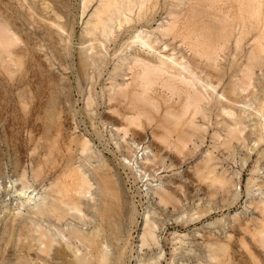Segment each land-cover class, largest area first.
<instances>
[{"label":"rangeland","instance_id":"obj_1","mask_svg":"<svg viewBox=\"0 0 264 264\" xmlns=\"http://www.w3.org/2000/svg\"><path fill=\"white\" fill-rule=\"evenodd\" d=\"M98 1L0 0V25L3 27L5 24L4 28L0 29V31L4 30L0 32V35H3L1 38L5 35V27L8 32L14 34L12 36L7 33L14 39L12 42L14 47L11 44L13 48L10 50L11 55L2 53L0 49V264H18V256L19 259L24 258L23 264L52 262L57 264L59 253L58 255L56 253L63 250L67 255L73 254V250L84 264L90 251L94 256H99L100 249H95L92 242L104 241L103 237L108 234L106 218L110 215L112 217L109 218L114 228L116 227L115 233L110 239L112 241L105 245L106 247L103 246L108 254L109 264H264V254L261 252L262 249L258 248L255 234V229L263 221V216H260L259 211L254 210L260 200L264 203V134L254 132L256 122L246 113L245 132L243 135L239 134L240 137L235 134L237 138L233 137L230 141L232 135L226 134L227 130H224V119L217 117L219 105L216 101L220 93H223L222 90L224 91L222 88H225L229 81L230 64L228 63L234 59V42L230 43V52L226 50L225 56L221 53L218 58L219 63L217 62L225 67L227 79L225 78L218 86L215 84L216 80L214 83L213 80H209L216 87L213 94L209 90L211 95H206L199 89L196 81L193 82L205 96V101L200 105L204 111L196 116L191 115L197 132L184 135L181 134L182 130L186 129L187 121L191 120L189 115L193 110L187 112L180 119L181 121L177 120L178 125L171 123L176 121L175 116L171 114H175L178 110L180 112L186 101L187 95H184V92L187 94L188 89L186 90L183 84L177 83V90L173 93L161 84L163 81L160 79V83L158 81L159 84L151 87L148 92L154 102L152 103L151 100V106L155 104L152 106L154 109L150 106L151 110L146 109V114L141 115L143 117L138 118L136 116L138 111L129 105L131 94L135 90L138 91V88L132 83L133 75H131L136 72V68L133 70L131 67L133 63L130 61V55L136 53L135 46L127 47V44L137 35H141L145 40L149 38L148 41L156 42L153 43L157 49L155 55L171 56L178 62H186V65L191 67L192 52L188 43V20H186L189 16L186 14L189 12L190 0H146L147 2L144 0L141 7L139 1L132 0L131 12L123 11L126 20L125 17L112 15L107 23V17L102 16L106 21L105 33L91 27L96 22L92 14L99 5L100 1ZM222 3L224 0H219L218 5L221 6ZM141 8L143 12L140 11ZM117 20L121 21L122 26H118ZM48 22L59 25L63 30L48 26ZM181 25L184 27L182 28ZM169 27L175 32L178 31L175 34L174 31L170 33L171 30L168 33L170 36L162 38L158 31ZM141 32L143 33L140 34ZM249 48L250 43L246 45L245 50L249 52ZM154 53L150 52L148 57H154ZM11 59L14 62H11ZM17 59L21 61L19 62L21 65L17 63ZM2 61L12 69L8 67V70L4 65L2 66ZM15 61L18 67L13 65ZM242 61L244 63L243 58ZM239 64L237 63L238 66ZM13 69L17 71H12ZM200 70H197L199 77L206 79L204 76L206 72L202 73ZM263 72H256L253 76L254 85L258 86L257 99L250 97L244 101L245 105L248 104L251 108H256L259 103L257 101L261 92L258 83L264 78ZM171 74L174 72L172 71ZM183 75L189 78L187 74ZM121 90L126 91L130 97L128 100L118 99L116 94L120 96ZM209 103H212V107ZM131 116L138 118L135 124H129L127 121ZM47 117L52 118V121L48 122ZM159 124L167 128H162ZM169 125L170 128L175 129L172 134L170 128L168 129ZM179 132L184 139H181ZM164 133H170L169 139L165 140ZM177 134L182 141L186 139V143L184 142L186 145L178 144L181 145V149L176 145ZM161 135L164 137H161L164 142L168 141L167 149L162 145L161 139H158ZM81 138L90 143L89 152L86 154H80L76 146V141ZM48 147H52L53 150L50 149L52 151L47 152L49 153L47 155L45 150L46 148L49 150ZM57 147L60 150H57ZM32 153L34 156L30 155ZM59 154L62 157L59 158ZM45 156L48 158L42 161ZM16 158H19L18 161L21 163L15 162ZM141 158H147L149 162L145 163ZM68 162H71L70 165ZM13 167L17 168V171ZM20 170L21 172L25 170V174L22 172L23 175ZM75 173L83 174L91 186L85 198L76 194V191L80 190L77 181L74 182L77 180ZM18 175L21 178L25 176V179L21 180ZM69 185L72 187L70 188ZM63 188L65 191L70 190L66 193ZM20 191L26 193V196L20 197L18 195ZM27 196L32 200L22 202V206H19L20 201H24ZM75 198L78 200L76 201ZM42 199L55 206L58 205L57 213L50 214L51 217L47 213L43 215L36 213ZM68 199L70 202H67ZM72 203L78 204L80 214L71 209ZM65 211L66 213L69 211V214L59 219L58 214L62 215ZM146 217L150 222L149 226L153 225L151 230L154 233L153 238L147 237L142 244L141 237ZM5 221L9 227L4 233L2 227ZM23 223L28 226L26 232L20 235L17 225ZM13 225L17 228L13 229ZM73 232H79L86 241L77 240L71 234ZM6 234L9 236L6 237ZM50 238L53 243L45 247L44 241ZM249 254H253V258L250 259ZM26 258L27 260L29 258V261Z\"/></svg>","mask_w":264,"mask_h":264},{"label":"bare ground","instance_id":"obj_2","mask_svg":"<svg viewBox=\"0 0 264 264\" xmlns=\"http://www.w3.org/2000/svg\"><path fill=\"white\" fill-rule=\"evenodd\" d=\"M24 1V0H23ZM100 1V2H99ZM99 5L98 7L95 9V11L93 12L92 14V18L94 17V20L96 21L95 24L91 27H93L94 29H100L102 33H105L107 31V27H106V21L103 20L102 16H106L107 18V23L108 21H110V17L112 15H118V16H122L123 18L125 17V14L123 11H126V12H131V1L132 0H99ZM137 2L139 1L140 3V7H141V3L144 1V0H136ZM146 1V0H145ZM21 2V1H20ZM91 2V1H90ZM133 2V1H132ZM135 2V1H134ZM136 2V3H137ZM147 2V1H146ZM154 2V1H153ZM191 4H190V7H189V12H187L188 14H186V12H184L187 15H189L187 17L186 20H188V25H187V29H188V38H189V45H190V49H191V52H192V58L190 59V63H191V67L187 66L186 65V62L183 63V62H178L175 58L171 57V56H157L155 55V51H157V49L154 47L153 41H148L150 40L149 38L147 40L144 39V37H141V35H137L135 38H133V40H131L128 44H127V47H132V46H135L134 50L136 53H132L131 56V59L130 61L133 63V66H131L134 70V68H136V72H133L131 75H133V78H132V83L135 84V86L138 88L136 91H134L132 95V97L130 98L128 96V94L126 93V89L123 91L121 90L119 95H117L118 99H122V100H128L129 98V105L131 107H133V109L135 108V111H138L136 112V116L139 118V116L141 115H145L147 110L146 109H149L151 110V107L155 104H153L151 106V100H152V103L153 102V99L149 97L148 95V92L150 90L151 87H154L157 86V84L160 83V79L161 81H163L161 84L166 87L168 89V91L170 90L171 92H175L177 90V83H180V84H183L184 86H186V90H187V94L186 92H184L183 94L184 95H187V97L185 98V103L183 104V108L181 109V111L179 112H176L175 114H171L173 116H175V122H171V123H175L177 122V120H180L182 117H184V115H186L187 112H189L190 110L192 111V113L189 115V118H191V120L187 121V125L185 126L186 129L185 130H182V133L181 134H194L195 132H197V127L194 125L192 119H194L192 116H196L197 114H199L200 112L204 111L202 110L201 108V103L203 101H205V96L202 94L201 90L206 93V95H211L209 93V90L212 92V94L216 91V87L214 84H211L210 81H212V83H214V81L216 82V86H218L219 84H221L225 78L227 77V74L224 70V66H221L219 65L218 63V58L220 56L221 53H223V55L225 56L226 53L225 51L227 50V52H230V43L233 41V45H234V51H233V54H234V59L231 63H228L230 64L229 66V73H230V77H229V81L227 83L226 86H224L225 88H222L224 89V91L222 90L223 93H220L217 101H216V104L218 103L219 105V109H218V113H217V117H222L225 121V128L224 130L226 129L227 130V133L226 134H231L232 135V138H230V141L233 139V137H236L235 134H238L237 136H239V134H242L245 132L246 130V126L244 125V121H245V114L247 113L248 116L252 117L253 120H255L256 122V125L254 126V132L256 134H264V78L263 80L258 83L259 84V87H260V92H261V95H260V99H258L259 102L257 107L256 108H251L250 106H248V104L245 105L244 101L248 100L250 97H256L259 92L257 90V85L255 86L254 85V82L253 81V76L256 75V72H263L264 71V0H224V3L221 4V6H219V0H190ZM23 3V2H22ZM138 3V4H139ZM41 4V3H40ZM149 4V3H148ZM32 5V4H31ZM35 5V4H34ZM83 5V4H82ZM21 6V4H20ZM85 6V5H83ZM189 6V5H188ZM34 7V6H33ZM21 8V7H20ZM143 8V7H142ZM142 8L140 11H142ZM153 8V7H152ZM36 9V7H35ZM40 9V8H39ZM140 9V8H139ZM188 9V8H187ZM26 10V9H25ZM85 10V8H84ZM138 10V9H137ZM136 10V11H137ZM28 11V10H27ZM34 11V10H33ZM133 11V10H132ZM153 11V10H152ZM26 12V11H25ZM31 12V11H30ZM139 12V11H138ZM143 12V11H142ZM145 12V11H144ZM27 13V12H26ZM25 13V14H26ZM128 13V14H129ZM140 13V12H139ZM139 13H136V14H139ZM146 13V12H145ZM141 14V13H140ZM179 14V13H178ZM5 15V14H4ZM30 15V14H29ZM35 15V14H34ZM146 15V14H145ZM174 14H172L173 16ZM28 16V15H27ZM32 16V15H31ZM138 16V15H137ZM143 16V15H141ZM44 17V16H43ZM148 17V16H147ZM169 17V16H168ZM178 17V15H177ZM21 18V17H20ZM34 18V17H33ZM57 18V17H56ZM91 18V17H90ZM142 18V17H141ZM9 19V18H8ZM23 19V17H22ZM30 19V17H29ZM125 20L127 19V17L124 18ZM136 19H139V18H136ZM144 19V18H142ZM47 20V19H46ZM58 20V19H57ZM116 20V19H115ZM133 20V19H132ZM175 20V19H174ZM178 20V18H177ZM124 21V20H123ZM185 21V20H184ZM176 22V21H175ZM179 22V21H178ZM45 23V22H44ZM47 23V22H46ZM49 23V22H48ZM117 23H118V26H122L121 25V21L120 20H117ZM186 23V22H185ZM15 24V23H14ZM18 24V23H17ZM178 24V23H177ZM181 24V23H180ZM5 25V24H4ZM4 25L3 27H1L2 25H0V29L1 28H4ZM7 25V24H6ZM42 25V24H41ZM45 25V24H44ZM48 26L50 27H55L56 29H59V30H63V28L61 29V27H59V25H54L52 23H49L47 24ZM87 25V24H86ZM90 25V24H88ZM15 26H18V25H15ZM28 26V25H27ZM40 26V25H39ZM169 26V24H168ZM182 26V25H181ZM186 26V25H185ZM87 27V26H86ZM89 27V26H88ZM118 27V29H119ZM184 26H182L183 28ZM38 28V27H37ZM43 28V27H42ZM176 28V27H175ZM6 29V32H5V36L1 38V36L3 35H0V49H1V52L2 53H6V55L10 54L11 55V51L13 48L11 47L14 43H12L14 41L13 39V35L12 33L8 32L7 31V27H5ZM11 30V28H9ZM39 29V28H38ZM179 29V28H178ZM89 30V29H88ZM172 30V31H171ZM177 30V29H176ZM1 31H4L3 29ZM0 31V32H1ZM38 31V30H37ZM157 31V29H156ZM171 31V32H170ZM174 30L172 29V27H169V28H164L162 29L161 31H158L161 33V36L162 38L165 37V36H170L168 33H172ZM178 31V30H177ZM176 31V32H177ZM186 31V30H185ZM93 32V31H92ZM100 32V33H101ZM144 32V31H143ZM143 32H141L140 34H142ZM175 32V31H174ZM175 32V34H176ZM4 33V32H3ZM7 33H10L9 35ZM15 33V32H14ZM111 33V32H110ZM146 33V32H145ZM144 33V35H145ZM184 33V31H183ZM99 34V33H98ZM112 34V33H111ZM173 34V35H175ZM179 34V33H178ZM27 35V34H26ZM105 35V34H104ZM142 35V36H144ZM10 36L11 38L9 39ZM92 36V35H91ZM151 36V35H150ZM33 37V36H32ZM48 37V36H47ZM89 37V36H88ZM103 37V35H102ZM187 37V36H186ZM185 37V38H186ZM60 38V37H59ZM11 39H13L11 41ZM27 39V38H26ZM61 39V38H60ZM111 39V38H110ZM178 39V38H177ZM186 40V39H185ZM173 41V40H172ZM52 42V41H51ZM161 42V41H160ZM183 42V41H182ZM34 43V42H33ZM156 43V42H155ZM248 43H250V48H249V52L247 50H245V47L246 45H248ZM12 44V45H11ZM83 44V43H82ZM97 44V43H96ZM161 44V43H160ZM14 47V45H13ZM166 47V46H165ZM249 47V46H248ZM38 48V47H36ZM92 48V47H91ZM90 48V49H91ZM122 48V47H121ZM27 49V48H26ZM25 49V50H26ZM53 49V48H52ZM56 49V48H55ZM124 49V48H123ZM105 50V49H104ZM147 52H144L146 51ZM10 51V52H9ZM142 51V52H141ZM1 52H0V55H1ZM17 52V51H16ZM91 52V51H90ZM107 52V51H106ZM138 52V53H137ZM150 52L154 53V57H148ZM15 53V51H14ZM54 53V52H53ZM59 53V51H58ZM95 53V52H94ZM18 54V53H17ZM37 54V53H36ZM61 54V53H60ZM160 54V53H158ZM228 54V53H227ZM3 55V54H2ZM10 55H9V58H10ZM12 55H13V51H12ZM222 55V56H223ZM97 56V55H95ZM101 56V55H100ZM153 56V55H152ZM12 57V56H11ZM33 57V56H32ZM98 57V56H97ZM102 57V56H101ZM8 58V57H7ZM26 58V57H25ZM225 58V57H224ZM242 58L244 59V63H242ZM178 59V58H177ZM231 59V58H230ZM5 60V59H4ZM8 60V59H7ZM16 60V58H15ZM18 60V59H17ZM31 60V59H30ZM36 60V59H35ZM198 60V62H197ZM221 60V59H220ZM13 60L11 59V62ZM33 61V60H32ZM129 61V62H130ZM239 61V62H238ZM4 61L1 62L2 66L4 65L3 63ZM14 62V61H13ZM19 62L21 63V61L18 60V64ZM43 62V61H42ZM218 62V63H217ZM5 63H6V60H5ZM237 63H240L239 66L237 65ZM9 64V63H8ZM15 64V67L17 66L16 65V61L15 63H13V65ZM24 64V63H23ZM60 64V63H59ZM58 64V65H59ZM125 64V63H124ZM130 64V63H129ZM7 65V64H6ZM5 66L6 69L9 70L8 66L7 67ZM12 65V66H13ZM21 65V64H19ZM42 65V64H41ZM33 66V65H32ZM52 66V65H51ZM238 66V67H237ZM18 67V66H17ZM130 67V68H131ZM1 68V67H0ZM4 68V67H3ZM11 68V67H10ZM20 68V66H19ZM35 68V67H34ZM39 68V67H38ZM41 68V67H40ZM51 68V67H50ZM131 68V70H132ZM5 69V70H6ZM12 69V68H11ZM10 69V70H11ZM198 69H201L200 71L203 73L204 71L206 72L204 75L206 77V79L203 80V78L201 79L198 75V72L197 70ZM16 69H13L12 71H14ZM29 70V69H28ZM27 70V71H28ZM48 70V69H47ZM17 71V70H16ZM19 71V69H18ZM21 71V70H20ZM23 71V70H22ZM67 71V70H66ZM172 71L174 72V74H171ZM33 72V71H32ZM132 72V71H131ZM11 73V71H10ZM200 73V72H199ZM264 73V72H263ZM38 74V73H37ZM48 74V73H47ZM183 74H187L189 78L185 77ZM19 76V75H18ZM26 76V75H25ZM40 76V75H39ZM239 76V77H238ZM37 77V76H36ZM41 77V76H40ZM53 77V76H52ZM123 77V76H122ZM10 78V77H9ZM13 78V77H12ZM17 78V77H16ZM27 78V77H26ZM39 78V77H38ZM51 78V77H50ZM59 78V77H58ZM22 79H23V76H22ZM35 79V78H34ZM227 79V78H226ZM12 80V79H11ZM26 80V79H25ZM24 80V82H25ZM210 80V81H209ZM17 81V80H16ZM41 81V80H40ZM43 81V80H42ZM50 81V80H49ZM58 81V80H57ZM62 81V80H61ZM159 81V83H157ZM194 81H196V83L198 84V86L200 87L199 89L201 90H198L196 87L197 85L195 83H193ZM60 82V81H59ZM65 82V81H64ZM20 83V81H19ZM36 83V82H35ZM47 83V82H46ZM49 84V83H48ZM58 84V83H57ZM160 84V85H161ZM28 85V83H27ZM214 85V86H213ZM21 86V85H20ZM51 86V85H50ZM55 86V85H54ZM128 86V85H127ZM134 86V85H132ZM24 87V86H23ZM48 87V86H47ZM52 87V86H51ZM56 87V86H55ZM68 87V86H67ZM162 87V86H161ZM180 87V86H179ZM27 88V87H26ZM57 88V87H56ZM122 88V87H121ZM127 88V87H126ZM134 88V87H132ZM163 88V87H162ZM165 88V89H166ZM256 88V89H255ZM52 89V88H51ZM179 89V88H178ZM41 90V89H40ZM132 90V89H131ZM130 90V91H131ZM181 90V89H180ZM185 90V89H184ZM39 91V90H38ZM52 91V90H51ZM50 91V92H51ZM167 91V90H166ZM45 92V91H44ZM49 92V93H50ZM56 92V91H55ZM154 92V91H153ZM181 92V91H180ZM20 93V92H19ZM59 93V92H58ZM131 93V92H130ZM44 94V93H43ZM171 94V93H170ZM176 94V93H175ZM26 95V94H25ZM113 95V94H112ZM130 95V96H131ZM173 95V94H172ZM171 95V96H172ZM17 96V95H16ZM42 96V95H41ZM49 96V95H48ZM111 96V95H110ZM208 97V96H207ZM24 98V97H23ZM40 98V96H39ZM56 98V97H54ZM113 98V97H112ZM115 98V97H114ZM178 98V97H176ZM22 99V98H20ZM29 99V98H28ZM38 99V98H37ZM172 99V98H170ZM180 99V98H179ZM210 99V98H209ZM254 99V98H253ZM257 99V97H256ZM55 100V99H54ZM110 100V99H109ZM114 100V99H113ZM119 100V101H120ZM177 100V99H176ZM184 100V99H183ZM22 101V100H21ZM25 101V100H24ZM59 101V100H58ZM88 103L89 102V99H87ZM111 101V100H110ZM56 102V101H55ZM60 102V101H59ZM115 102V101H114ZM121 102V101H120ZM165 102V101H164ZM211 102V101H210ZM21 103V102H20ZM51 103H53L51 101ZM50 103V104H51ZM116 103V102H115ZM175 103V102H174ZM58 104V103H57ZM212 107V103H209ZM55 105V104H54ZM112 105V104H111ZM115 105V104H114ZM118 105V103H117ZM120 105V103H119ZM128 105V106H129ZM171 105V104H170ZM46 106H49V105H46ZM129 106V107H130ZM151 106V107H150ZM58 107H60L58 105ZM128 107V108H129ZM150 107V108H149ZM55 109V108H54ZM59 109V108H58ZM116 109V108H115ZM122 109V107H121ZM152 109H154L152 107ZM60 110V109H59ZM117 110V109H116ZM115 110V111H116ZM129 110V109H128ZM159 110V109H158ZM170 110V109H169ZM49 111V110H48ZM53 112L56 110H52ZM113 111V113L115 112ZM130 111V110H129ZM127 111V112H129ZM173 111V110H172ZM176 111V110H175ZM210 111V110H209ZM51 112V111H50ZM61 112V111H60ZM119 112V111H118ZM133 112V110H132ZM167 112V111H166ZM216 112V111H215ZM45 113V112H44ZM166 113V114H168ZM178 113V114H177ZM46 114V113H45ZM48 114V113H47ZM46 114V115H47ZM50 114V113H49ZM53 114V113H52ZM118 114V113H117ZM132 113H129V115H131ZM150 114V113H149ZM114 115V114H112ZM134 115V114H132ZM203 116V114H201ZM215 115V114H214ZM59 116V115H58ZM61 116V115H60ZM152 116V115H151ZM150 116V117H151ZM171 116V117H173ZM49 117H52V116H49ZM111 117V116H110ZM133 116H131L130 119H127V121L129 122V124H135L137 122V117L136 118H132ZM143 117V116H141ZM149 117V116H147ZM186 117V116H185ZM204 117V116H203ZM206 117V116H205ZM46 118V117H45ZM48 118V117H47ZM60 118V117H59ZM226 118L228 120H226ZM48 122H50V120L52 118H48ZM119 119V118H118ZM117 119V120H118ZM55 120V119H54ZM57 120V119H56ZM55 120V121H56ZM116 120V121H117ZM124 120V119H123ZM148 120V118H147ZM162 120V119H161ZM173 120V119H172ZM171 120V121H172ZM252 120V121H253ZM52 121V120H51ZM59 121V119H58ZM125 121V120H124ZM150 121V119H149ZM181 121V120H180ZM223 121V122H224ZM170 122V120H169ZM58 123V122H57ZM163 123V122H162ZM161 123V124H162ZM48 124V123H47ZM122 124V123H121ZM126 124V123H125ZM165 124V123H164ZM167 124V123H166ZM165 124V125H166ZM174 124V125H175ZM52 125V123H51ZM56 125V124H55ZM127 125V124H126ZM139 125V124H138ZM160 125V124H159ZM165 125L162 127V125H160L162 128L165 127ZM172 125V124H171ZM178 125V123L176 124ZM44 126V125H43ZM137 126V125H136ZM168 126V125H167ZM47 127V126H46ZM51 127V126H50ZM54 127V126H53ZM58 127V126H57ZM128 127V126H127ZM134 127V125L132 126ZM138 127V126H137ZM173 127V125H172ZM177 127V126H176ZM159 128V127H158ZM167 128V127H165ZM170 128V125L168 127V129ZM174 128V127H173ZM156 129V128H155ZM172 128H170V131H171V134L172 132L175 130H171ZM41 130V129H40ZM50 130L52 131V129L50 128ZM60 130V129H58ZM137 130V129H136ZM140 130V129H139ZM167 130V129H166ZM202 130V129H201ZM159 131V130H158ZM167 130V132H170ZM181 131V129H180ZM249 131V130H248ZM49 132V131H48ZM162 132V131H161ZM160 132V133H161ZM137 133V132H136ZM254 133V134H255ZM61 134V133H60ZM162 134V133H161ZM170 135V133H168ZM168 134H165L164 133V137H165V140H167L166 138L169 139V136ZM174 134V133H173ZM180 134V132H179ZM179 134H177L179 136ZM180 134V135H181ZM234 134V135H233ZM48 135V134H47ZM63 135V134H62ZM167 135V136H165ZM56 136V135H55ZM162 135L160 136V138H158L161 142H163L162 145H165V148L167 149V142L168 141H165L163 140V137ZM178 140L180 139V136L178 137ZM54 137V136H53ZM51 137V138H53ZM59 137V136H58ZM163 137V138H161ZM186 137V136H185ZM190 137V135H189ZM187 137V138H189ZM46 138V137H44ZM57 138V137H56ZM176 138V139H177ZM182 135H181V139H182ZM229 138V137H228ZM227 138V139H228ZM237 138V137H236ZM235 138V139H236ZM30 139V138H29ZM42 139V137H41ZM48 139V138H47ZM55 139V137H54ZM62 140V138H60ZM59 139V140H60ZM78 139V138H77ZM175 139V141H176ZM180 139V141H182ZM184 139V138H183ZM239 139V138H238ZM241 139V138H240ZM243 139V138H242ZM241 139V140H242ZM43 140V139H42ZM41 140V141H42ZM53 139H49V141H52ZM56 140V139H55ZM53 140V141H55ZM68 140V138H67ZM71 140V139H70ZM163 140V141H162ZM176 142V145H178L179 143H182V145H186L184 144V142L186 141V139L182 142L178 141ZM46 141V140H45ZM58 141V139H57ZM66 141V140H65ZM229 141V142H230ZM30 142V141H29ZM44 142V141H43ZM48 142V141H47ZM46 142V144H47ZM61 142V141H60ZM64 142V141H62ZM73 142V141H72ZM77 143V147H78V150H79V153L80 154H86L87 152H89V141L86 140V139H80L79 141H76ZM173 142V141H172ZM227 142V143H229ZM237 142V140H236ZM243 142V141H242ZM36 143V142H35ZM50 143V142H49ZM57 143V142H55ZM54 143V145H55ZM69 143V142H68ZM75 143V141H74ZM133 143V142H132ZM171 143V141L169 142ZM174 143V142H173ZM172 143V144H173ZM186 143V142H185ZM38 144V143H37ZM40 144V143H39ZM60 144V143H59ZM67 144V143H66ZM72 144V143H70ZM69 144V145H70ZM223 144V143H222ZM225 144V143H224ZM223 144V145H224ZM33 145V144H32ZM63 145V144H62ZM161 145V146H162ZM222 145V146H223ZM44 146V144H43ZM42 146V148H43ZM52 146V145H51ZM58 146V145H56ZM71 146V145H70ZM179 146V145H178ZM59 147V146H58ZM57 147V148H58ZM173 147V146H172ZM177 147V146H176ZM175 147V148H176ZM181 145L178 147L180 148ZM224 147V146H223ZM226 147V146H225ZM34 148V147H32ZM49 150L46 148V154L48 155L50 151V149H52V147H48ZM54 148V147H53ZM56 148V149H57ZM164 148V147H163ZM169 148V147H168ZM174 148V147H173ZM17 149V148H16ZM41 149V148H40ZM45 149V147H44ZM62 149V147H61ZM64 149V148H63ZM70 149V148H69ZM181 149V148H180ZM14 150V149H13ZM19 150V149H18ZM33 150V149H32ZM31 150V151H32ZM53 150V149H52ZM51 150V151H52ZM57 150H60L59 148ZM76 150V149H75ZM74 150V151H75ZM129 150V148H128ZM159 150V149H158ZM169 150V149H168ZM172 150V149H171ZM178 150V149H177ZM36 151V149L34 150ZM42 151L44 152V150L42 149ZM50 151V152H51ZM62 151V150H61ZM60 151V152H61ZM66 151V150H65ZM71 151V150H70ZM185 151V150H184ZM30 152V151H29ZM130 152V151H129ZM39 153V152H38ZM45 153V152H44ZM56 153V151L54 152ZM52 153V154H54ZM62 153V152H61ZM60 153V154H61ZM71 153V152H70ZM42 154V153H41ZM51 154V153H50ZM58 154V153H57ZM59 154V158L62 157V155L60 156ZM63 154V153H62ZM68 154V153H67ZM72 154V153H71ZM15 155V154H14ZM32 156V154H30ZM40 155V154H39ZM56 155V154H55ZM53 155V157L55 156ZM69 155V154H68ZM179 155V154H178ZM36 156V155H35ZM44 156V154H43ZM184 156V155H183ZM210 156V155H209ZM37 157V156H36ZM41 157V156H40ZM53 157H52V160H53ZM39 158V156L37 157ZM48 158V157H47ZM46 156L45 158H42V161L44 159H47ZM55 158V157H54ZM56 158H58L56 156ZM64 158V157H63ZM19 158H16V161L15 162H19L18 161ZM30 159V158H29ZM51 159V158H50ZM67 160H70L68 158H66ZM72 159V158H71ZM206 159V158H205ZM31 160V159H30ZM36 160V159H35ZM62 160V159H61ZM141 160L143 162H149V159L147 158H141ZM210 160V159H209ZM37 161V160H36ZM46 161V160H45ZM49 161V159H48ZM51 161V160H50ZM56 161V160H54ZM71 161V160H70ZM213 161V160H212ZM15 162L13 163V166L15 164ZM33 162V161H32ZM47 162V161H46ZM73 162V161H72ZM21 163V162H19ZM44 163V162H43ZM48 163V162H47ZM53 163V162H52ZM56 163V162H55ZM67 162H65L66 164ZM69 163V162H68ZM71 163V162H70ZM69 163V165H70ZM154 163V162H153ZM40 164V163H39ZM64 164V165H65ZM155 164V163H154ZM20 166H22L21 164H19ZM54 165V163H53ZM68 165V164H67ZM153 165V164H152ZM38 166V165H37ZM49 166V165H48ZM66 166V165H65ZM145 166V165H144ZM204 166V165H203ZM52 167V166H51ZM56 167V166H55ZM206 167V166H205ZM14 169H16L15 171H17V168L13 167ZM20 168V167H19ZM18 168V169H19ZM23 168V167H22ZM21 168V169H22ZM42 168V167H41ZM40 168V169H41ZM44 168V167H43ZM203 168V167H202ZM56 169V168H55ZM214 169V168H213ZM54 170V169H53ZM25 171V170H24ZM22 170V172L25 174ZM72 171V170H71ZM203 171V170H202ZM210 171V170H209ZM21 172V170H20ZM21 172V173H22ZM37 172V171H36ZM78 172V171H77ZM22 173V174H23ZM34 173V171H33ZM32 173V174H33ZM69 173H70V169H69ZM68 173V174H69ZM23 174V175H24ZM38 174V172H37ZM47 174V173H46ZM73 174V173H72ZM76 176V179L77 180H74L77 181L76 184H77V187L80 191H76V194L82 196L83 198H85L87 196V194H89V191H90V184L88 183L87 179L85 178V176L83 174H79V173H75ZM21 175V176H23ZM34 175H36V173H34ZM34 175H33V178H34ZM40 176V174H38ZM42 175V174H41ZM67 175V174H66ZM79 175V176H78ZM201 175V174H200ZM19 176V175H18ZM38 176V177H39ZM208 176V175H207ZM20 177V176H19ZM37 178V175L35 176ZM145 177V176H144ZM198 177V176H197ZM214 177V176H213ZM21 178V177H20ZM25 179V176H23L21 178L22 179ZM63 178V177H62ZM70 178V176H69ZM68 178V179H69ZM202 178V177H201ZM41 179V178H40ZM71 179V178H70ZM74 179V177H73ZM203 179V178H202ZM212 179V178H211ZM210 179V180H211ZM20 180V179H19ZM56 180V179H55ZM72 180V179H71ZM201 180V179H200ZM216 180V179H215ZM61 181V180H60ZM70 181V180H69ZM219 181V180H218ZM21 182V181H20ZM59 182V181H58ZM73 182V183H74ZM227 182V181H226ZM229 182V181H228ZM23 183V182H22ZM53 183V182H52ZM221 183V182H220ZM21 184V183H20ZM56 185L58 184L57 181L55 183ZM230 184V183H229ZM52 185V184H51ZM60 185V184H59ZM66 185V184H64ZM68 185V184H67ZM71 185V184H70ZM69 185V187H70ZM73 185V184H72ZM5 186V185H4ZM62 186V185H61ZM76 186V185H75ZM263 186V185H262ZM47 187V186H46ZM51 187V186H50ZM59 187V186H57ZM63 187V186H62ZM61 187V188H62ZM72 187V186H71ZM70 187V188H71ZM74 187V186H73ZM227 187V186H226ZM20 188V187H19ZM27 188V187H26ZM56 188V187H55ZM66 188H68V186H66ZM177 188V187H176ZM23 189V188H22ZM28 189V188H27ZM52 189V188H51ZM180 189V188H179ZM229 189V188H228ZM57 190V189H56ZM60 190V188H59ZM64 190V188L62 189ZM70 190V189H69ZM66 189V191H69ZM18 191V190H17ZM58 191V190H57ZM65 191V190H64ZM64 191H61L62 193H64ZM65 191V192H66ZM169 191V190H168ZM178 191V190H177ZM161 192V191H160ZM25 193V192H24ZM60 193V192H59ZM61 193V194H62ZM67 193V192H66ZM159 193V192H158ZM167 193V192H165ZM65 194V193H64ZM69 194V193H68ZM71 194V193H70ZM156 194V193H155ZM20 197H24L26 196V193L23 194L22 191H20V193L18 194ZM58 195V193H57ZM74 195V194H73ZM163 195V194H162ZM209 195V194H208ZM18 196V197H19ZM53 196V195H52ZM67 196V195H66ZM68 196H71V195H68ZM75 196V195H74ZM161 196V195H160ZM163 196H166V195H163ZM61 197V195H60ZM59 197V198H60ZM162 197V196H161ZM160 197V198H161ZM167 197V196H166ZM175 197V196H174ZM173 197V198H174ZM57 198V197H56ZM62 198V197H61ZM171 198V197H170ZM64 199V198H62ZM67 199V198H66ZM73 199V198H71ZM76 199V198H75ZM87 199V198H86ZM31 197L30 196H27L24 201H20V205L19 206H22V202H29L31 201ZM55 200V199H54ZM65 200V199H64ZM69 200V199H68ZM78 199H76L77 201ZM90 200V199H89ZM121 200V199H120ZM164 200V199H163ZM42 202L39 204V206H37V212L39 215H43V213H47L49 214V217H51L50 214H53V213H57V210L59 209L58 208V205L55 206L54 204H50L48 202H45L43 199L41 200ZM61 201V200H60ZM63 201V200H62ZM162 201V200H161ZM165 201V200H164ZM163 201V202H164ZM53 203H55L54 201H51ZM59 202V201H58ZM67 202H70L67 201ZM72 202V201H71ZM79 202V201H78ZM122 202V201H121ZM166 202V201H165ZM61 204H63L62 202H59ZM57 203V204H59ZM159 203V202H158ZM60 204V206H62ZM68 204V203H67ZM73 204V203H72ZM255 204V203H254ZM70 205V204H69ZM68 205V206H69ZM78 204L74 203L73 204V208L71 207V209L73 211H75L76 213H79L80 214V210H79V207L77 206ZM24 206V205H23ZM59 206V207H60ZM66 206V204L64 205V207ZM44 208H47V209H44ZM45 212H44V210ZM257 210L259 211L261 214L260 216L262 215L263 216V221L260 222V224H258L255 229L256 231V236H257V243L259 245L258 248H261L262 249V253L264 254V203L263 201H259L256 205H255V208L254 210ZM63 210V208H62ZM68 210V209H67ZM70 211V210H69ZM68 211V212H69ZM67 212V213H68ZM66 213V211L64 212V214H58L57 217H60L63 218L65 215H68ZM104 213V212H103ZM109 213V212H108ZM46 214V215H47ZM106 214V213H105ZM12 216V214H10ZM81 215H83L81 213ZM109 215V214H108ZM259 215V214H258ZM104 216V215H103ZM107 216V215H106ZM112 217V215H110ZM109 216V217H110ZM48 217V215H47ZM54 217V216H53ZM78 217V216H77ZM107 217L106 218V223H107V226H108V234L106 233V236L103 237L104 238V241H101L100 243H95V242H92V245L95 247V249L97 248L99 250V256H94L92 251H90L89 253V257L86 261H84L83 263L84 264H109V257H108V254L106 252V250L104 251V247L103 246H107V244H109L111 241L110 239H112L111 237H113V234L115 233V228H114V224L112 223L111 219ZM104 218V217H103ZM7 219V218H6ZM58 220V219H57ZM242 220V219H241ZM256 220V219H255ZM7 221V220H6ZM3 222V231L5 233V231L7 230L8 231V227L7 226V222ZM239 221V220H237ZM117 222V221H116ZM252 222V221H251ZM254 222V221H253ZM16 223V222H15ZM19 223V222H18ZM27 223V222H26ZM26 223H23V224H18L17 227H18V233H20V235L24 232H26L25 230H27V224ZM124 223V222H123ZM150 222L148 221V218L146 217L145 219V226H144V230H143V235H142V244L145 243V239L148 237L149 239L150 238H153V233L152 232V228H153V225L152 227H150L149 224ZM256 223V221H255ZM253 223V224H255ZM259 223V222H257ZM243 224V223H242ZM248 224V223H247ZM16 225V224H15ZM31 225V224H30ZM256 225V224H255ZM11 226V225H10ZM240 226V225H238ZM237 228H240L238 227ZM242 226V225H241ZM247 226V225H246ZM13 229L14 228H17L16 226H12ZM118 227V226H117ZM244 227V226H243ZM155 228V227H154ZM248 228V227H247ZM255 228V226H254ZM253 228V229H254ZM249 229V228H248ZM252 229V228H251ZM36 230V229H35ZM102 231V230H101ZM240 231V230H239ZM10 232V230H9ZM31 232V231H30ZM43 233V232H42ZM241 233V232H240ZM243 233V232H242ZM247 233L249 234V232L247 231ZM77 240H81V242H85L86 239L84 237H81L80 233L79 232H73L71 233ZM98 234V233H97ZM239 234V233H238ZM244 234V233H243ZM246 234V233H245ZM251 234V233H250ZM43 236V234H41ZM247 235V234H246ZM5 236V235H4ZM9 236V234L7 235L6 234V237ZM12 236V234H11ZM24 236V235H23ZM32 236V235H31ZM41 236V237H42ZM242 236V235H241ZM255 236V235H254ZM3 237V236H2ZM20 237V236H19ZM22 237V236H21ZM25 237V236H24ZM40 237V238H41ZM47 237V236H46ZM243 237V236H242ZM13 238V237H12ZM16 238V237H15ZM212 238V237H211ZM251 238V237H250ZM254 238V237H253ZM37 239V238H36ZM45 239V238H43ZM228 239V238H227ZM242 239V238H241ZM10 240V239H9ZM41 240V239H40ZM7 241V240H6ZM4 242V241H3ZM19 242V241H18ZM26 242V241H25ZM24 242V243H25ZM45 242V247H49L51 246V244L53 243L51 238L50 240L47 239L44 241ZM88 242V241H87ZM153 242V240H152ZM245 242V241H244ZM243 242V243H244ZM20 243V242H19ZM27 243V242H26ZM30 243V242H29ZM35 243V242H34ZM37 243V242H36ZM120 243V242H119ZM215 243V242H214ZM17 244V243H16ZM22 244V243H21ZM21 244H19L21 246ZM88 244H90L88 242ZM218 244V243H216ZM34 245V244H33ZM57 245V244H56ZM241 245V244H240ZM245 245V244H244ZM251 245V244H250ZM257 245V246H258ZM91 246V245H90ZM105 246V247H106ZM225 246V245H223ZM242 246V245H241ZM35 247V246H34ZM60 247V246H59ZM86 247V246H85ZM99 247V248H98ZM103 247V249H102ZM207 247V246H206ZM214 247V246H213ZM248 247V246H247ZM1 248V247H0ZM219 248V247H217ZM226 248V247H225ZM21 249V248H20ZM95 249H93L94 251H96ZM150 249V247H149ZM224 249V248H223ZM243 249V248H242ZM247 249V248H246ZM35 250V248L33 249ZM44 250V249H43ZM255 250V249H254ZM21 251V250H20ZM23 251V250H22ZM64 251V250H63ZM63 251H59L57 252L56 254L58 255L59 253V262L57 264H82L81 262V259L80 258H77V254L75 252H73L72 250V253L73 254H65L66 252H63ZM222 251V250H221ZM229 251V250H228ZM258 251V250H257ZM242 252V251H241ZM20 253V252H19ZM48 253V252H47ZM252 253V252H251ZM244 254V253H243ZM12 255V254H11ZM19 255V254H17ZM53 255V254H52ZM250 255V256H249ZM248 257L251 259L253 258L251 254H249ZM22 256V255H21ZM31 256V255H29ZM28 256V257H29ZM34 256V255H33ZM39 256V255H38ZM47 256V255H46ZM24 257V256H23ZM27 257V256H26ZM55 257V256H53ZM52 257V259H54ZM14 258V257H12ZM22 257H20L19 259V256H18V260L16 259V261H18V264H23L24 261L22 262V260L24 259H21ZM36 258V257H35ZM255 258V257H254ZM246 259V258H245ZM262 259V258H261ZM27 260V258H26ZM34 260V259H33ZM48 260V259H47ZM216 260V259H215ZM254 260V259H252ZM29 261V258L28 260ZM27 261H25V263H27ZM228 261V260H227ZM248 261V260H246ZM250 261V260H249ZM11 262V261H9ZM56 262V261H55ZM253 262V261H252ZM15 263V262H14ZM17 263V262H16ZM51 263V262H50ZM53 263V262H52ZM51 263V264H52ZM151 263V262H150ZM228 263V262H227ZM251 263V262H250ZM197 264V263H196Z\"/></svg>","mask_w":264,"mask_h":264}]
</instances>
